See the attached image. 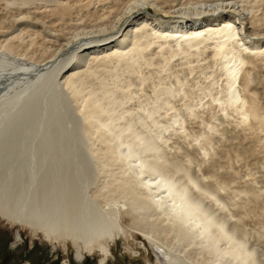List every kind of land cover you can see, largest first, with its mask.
Wrapping results in <instances>:
<instances>
[{"label": "bare ground", "instance_id": "6f19581e", "mask_svg": "<svg viewBox=\"0 0 264 264\" xmlns=\"http://www.w3.org/2000/svg\"><path fill=\"white\" fill-rule=\"evenodd\" d=\"M0 6V224L15 226L13 249L25 230L31 246L70 244L60 264H112V242L134 234L154 264H264V234L241 225L246 199L224 200L216 165L204 176L191 163L239 126L264 145V0ZM253 186L237 191L264 200Z\"/></svg>", "mask_w": 264, "mask_h": 264}, {"label": "rangeland", "instance_id": "374dc122", "mask_svg": "<svg viewBox=\"0 0 264 264\" xmlns=\"http://www.w3.org/2000/svg\"><path fill=\"white\" fill-rule=\"evenodd\" d=\"M94 7L95 8H92L93 10L97 9L98 7L99 9L97 10H100V5H94ZM148 9L149 12L153 13L151 7ZM92 13L93 11H90V13L88 14L89 19H93L96 16ZM1 14L2 11L0 12V16ZM47 24L51 25V23ZM5 25L6 24L0 27V33L3 27L6 30L10 29L8 28L10 27V24L6 25L8 27H5ZM261 72H263L261 73L263 80L261 83L262 88H259V90L260 92H262L261 96L263 98L261 99V104L264 106V68L261 69ZM239 127L231 130V132H227L224 137L215 139L213 156L211 158H200L198 156L194 158L197 160L192 159L194 161H192L191 163L194 169H199L200 171H202L200 172V174H203L204 176L206 174H209V172H207L208 170H215L219 173L217 175V178H219L218 182L220 184L218 185L217 183L216 185V183H214V186L218 188L219 195L224 200L231 202L233 200H240V198L241 200L246 199V207L244 210L246 213L248 212V215H245L241 220L243 229L254 233L261 232L264 234V222H262L264 221V212L261 207L264 204V200H262L261 196H258L255 199L250 198L247 200L243 192L237 191L245 189L247 187H251V185L253 186V184L264 188V145H262V140L260 139L259 135L257 136V134H259L257 133L259 130L257 127L249 128L245 125ZM193 130L194 131L193 133H191L190 139L193 138L192 140L194 141V138L198 133L197 128H193ZM173 142L174 143L171 142V146L169 145L171 147H169L170 151L172 153H176L179 157H185L184 149L180 146V144L183 145V142ZM198 161L201 162L199 163ZM206 177L208 178V176ZM234 195H236V197ZM224 197H226V199ZM126 220L127 218L125 216H122L121 222L123 225ZM247 222L250 226L247 225ZM14 227H5L0 224V264H24L27 261L30 264H60V261L64 257H69L72 260L73 249L70 244L63 245L61 244V242H59L55 250L52 252L53 245H56V243L54 242L53 244H51L50 242L45 241L43 237H40L39 239L37 238L34 245L31 246V237L25 230H22L24 242L13 249V243L11 242H14L13 233H15L16 229ZM255 230H257L258 232H256ZM130 237L131 236H128V238L126 239L118 238L116 241L112 242V255L109 257V259L111 258V263L113 262L112 264H129L134 254L136 252H140L141 255L137 256L138 258L137 260H135V264H154L156 261V256L153 250L148 246V244L142 241V238L140 236H136L133 234V237ZM260 238H264V235H261ZM262 247L264 251L263 244ZM96 258V255L87 256L83 260V262L75 264H95L97 261Z\"/></svg>", "mask_w": 264, "mask_h": 264}]
</instances>
